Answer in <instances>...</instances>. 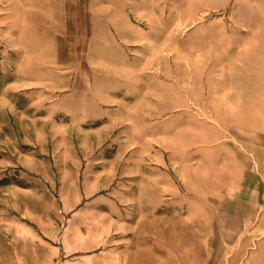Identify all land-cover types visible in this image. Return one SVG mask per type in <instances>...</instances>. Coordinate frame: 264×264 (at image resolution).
<instances>
[{"label": "rangeland", "instance_id": "obj_1", "mask_svg": "<svg viewBox=\"0 0 264 264\" xmlns=\"http://www.w3.org/2000/svg\"><path fill=\"white\" fill-rule=\"evenodd\" d=\"M104 1L0 0V264H264V166L231 194L201 145L220 134L215 30L232 48L254 28L242 55L264 60V0L161 3L193 28L127 35L90 29L89 10L120 5Z\"/></svg>", "mask_w": 264, "mask_h": 264}, {"label": "crops", "instance_id": "obj_2", "mask_svg": "<svg viewBox=\"0 0 264 264\" xmlns=\"http://www.w3.org/2000/svg\"><path fill=\"white\" fill-rule=\"evenodd\" d=\"M92 1L93 0H84V2L87 3ZM112 1L120 5L105 11L89 10L88 19L90 29L94 30L97 25H102L103 29L108 30L111 35H127L129 31L139 32L144 29H151L150 31L157 33H159L160 30L166 32L171 30V34H179L183 31L186 33L193 28L190 25V21H185L187 18L184 17V15L176 16L174 12L171 11L170 5L167 7L159 6L161 3L170 4L176 0H147L146 2L148 3L157 4V9L154 10V8L148 9L145 7L146 10L138 9L135 11H127L122 5L132 0ZM104 2L106 3L107 0ZM131 18L137 19L136 22L131 21ZM99 19L104 21H96ZM140 20L145 21L146 27L144 26L143 28V26L139 24ZM239 31L245 33V29L240 28L238 31L236 30L234 34H238ZM214 34L216 36L215 45L217 50L221 53L218 54L221 56V60L216 63V67L218 72H220L219 77H221L220 81H222L223 85L222 89L217 90L215 93L216 108L213 111L218 121V125L214 128L220 134L219 136L217 135L218 137L215 141L212 139L213 134H209L207 140L201 144L206 145V147H212L210 148V153L213 152L217 154L214 158H206L208 161L207 165L204 167V171L207 173V183H210L209 181L211 178V186L215 184L216 186L222 185L227 187V189L230 188L231 194L235 191L239 192V189L246 190L244 192H247V194L250 193V191L251 193H255L252 183L248 181L250 179L247 180V177L250 178L255 174L254 169H256L257 166L258 168L264 166V149L262 150L261 148L264 147V120L262 122H257L255 120L247 125L239 122L245 119L244 116L250 114L264 115V98L257 96L255 86L257 82H264V60L255 52H253L251 56L248 54L247 57L242 55L246 54L248 51L245 47L247 42L249 40L255 41L257 32L254 28H248L247 34L249 37L244 39V41L246 40L245 43L238 44L232 42V48L226 45V42H229L227 35L230 33L225 28L219 27V30L216 29ZM258 34L264 35V31L261 29ZM116 44L118 48H121L118 40ZM229 51L231 53H227ZM258 57L259 60H257ZM257 125H260L261 129H259ZM193 128L195 127L184 126L177 130L183 133V136H186V134H189L188 131H192ZM226 133L229 135H236V137L239 138L238 141L240 142L238 145L240 147L243 146L247 150L248 156H245L247 154L244 155L243 151L238 149V146L229 147L226 144ZM171 144L174 145V147H181L183 153L188 150V147H183L181 141L175 139V136H171ZM232 144L234 145V143ZM245 158L247 161H245ZM197 169L198 168L194 166L191 168L192 172L195 174ZM253 197L254 196H252V198ZM248 207L255 211L258 210L260 206L259 203L257 204V202L253 200L249 203Z\"/></svg>", "mask_w": 264, "mask_h": 264}]
</instances>
